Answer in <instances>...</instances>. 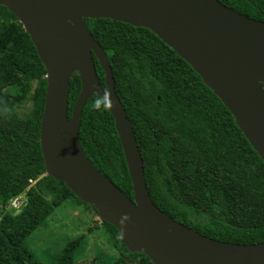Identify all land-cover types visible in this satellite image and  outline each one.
I'll use <instances>...</instances> for the list:
<instances>
[{
    "label": "trees",
    "instance_id": "trees-1",
    "mask_svg": "<svg viewBox=\"0 0 264 264\" xmlns=\"http://www.w3.org/2000/svg\"><path fill=\"white\" fill-rule=\"evenodd\" d=\"M218 1L264 22V0ZM84 21L109 60L154 205L209 238L231 244L264 242V161L230 111L193 67L151 30L109 18ZM92 57L105 89L104 71ZM46 74L28 32L0 5V204L29 186L27 206L0 218V264H43L26 247V237L45 225L62 203L87 204L45 173L39 135ZM80 89L75 72L69 79L68 117ZM78 138L91 163L132 199L114 119L96 94L82 108ZM29 179L34 180L31 186ZM83 237L68 241L56 264H74L73 252ZM143 256L145 264H153ZM113 260L123 264L118 257L109 262Z\"/></svg>",
    "mask_w": 264,
    "mask_h": 264
},
{
    "label": "water",
    "instance_id": "water-1",
    "mask_svg": "<svg viewBox=\"0 0 264 264\" xmlns=\"http://www.w3.org/2000/svg\"><path fill=\"white\" fill-rule=\"evenodd\" d=\"M0 5L22 23L46 69L39 135L46 175L91 205L130 253L143 254L153 264H264V242L231 244L209 238L154 205L109 60L84 20L109 18L151 30L200 75L264 161L263 21L218 0H0ZM92 55L104 71L105 89ZM75 72L81 89L68 117L69 79ZM93 94L114 119L132 199L91 163L80 144L82 108Z\"/></svg>",
    "mask_w": 264,
    "mask_h": 264
},
{
    "label": "rangeland",
    "instance_id": "rangeland-1",
    "mask_svg": "<svg viewBox=\"0 0 264 264\" xmlns=\"http://www.w3.org/2000/svg\"><path fill=\"white\" fill-rule=\"evenodd\" d=\"M79 235L84 237L74 249V264H117L115 260L109 262L112 257L123 264L146 263L143 255L132 254L120 244L115 230L100 222L88 204L73 206L64 202L57 206L46 224L26 237L25 245L41 263L56 264L62 247Z\"/></svg>",
    "mask_w": 264,
    "mask_h": 264
},
{
    "label": "built area",
    "instance_id": "built-area-1",
    "mask_svg": "<svg viewBox=\"0 0 264 264\" xmlns=\"http://www.w3.org/2000/svg\"><path fill=\"white\" fill-rule=\"evenodd\" d=\"M28 183L31 186L34 184V180L29 179ZM28 187H26V189L23 190L22 192H20L19 194L9 198L6 201V203H4L2 205L0 204V218L7 213L12 214V215L18 214L27 206V203H28L27 189H28Z\"/></svg>",
    "mask_w": 264,
    "mask_h": 264
}]
</instances>
